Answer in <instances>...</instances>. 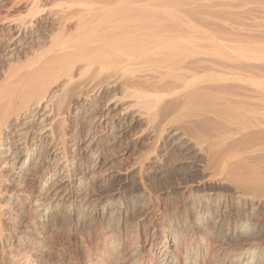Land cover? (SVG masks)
Masks as SVG:
<instances>
[{
  "label": "bare ground",
  "instance_id": "1",
  "mask_svg": "<svg viewBox=\"0 0 264 264\" xmlns=\"http://www.w3.org/2000/svg\"><path fill=\"white\" fill-rule=\"evenodd\" d=\"M210 1L31 0L26 18L0 15L16 55L51 23L40 16L57 29L40 25V49L0 68V264H264V24L223 22L236 7ZM70 115L85 136L64 130ZM117 146L134 150L122 170ZM169 176L161 197L145 185Z\"/></svg>",
  "mask_w": 264,
  "mask_h": 264
},
{
  "label": "rangeland",
  "instance_id": "2",
  "mask_svg": "<svg viewBox=\"0 0 264 264\" xmlns=\"http://www.w3.org/2000/svg\"><path fill=\"white\" fill-rule=\"evenodd\" d=\"M194 1H196L197 3H202V4H205L206 2V4H209L208 3V1H210V0H194ZM221 0H212V1H210V2H212V5H216V3H218L217 5L218 6H220V2ZM223 1V0H222ZM229 1L230 0H225V1H223L221 4L223 5V6H225V5H227L226 3H229ZM240 1V2H239ZM243 1H244V3H243ZM247 2H245V0H231L230 2L231 3H229V5L228 6H230L231 5V7H239V6H242L241 7V9L242 8H244V9H246V10H243L242 12L240 11L239 12V9H238V12L237 13H235L236 12V10H234V9H236V8H232L229 12H227L226 13V15L228 14H231L229 17L227 16L226 17V15L225 14H219L218 15V18L217 19H223V22H224V19H226L227 20V18H231V16H232V18H238L239 20H240V18L241 17H243V18H246V21L248 20V19H250L251 18V15H253L254 17H252L251 19L252 20H254V18H256L257 19V16H259L260 15V17L261 18H259L260 19V22L258 23L257 21L259 20H255V21H249V22H251L252 24H250L249 23V25H248V22H246L244 19H242L244 22H242V20H240L239 22H241V23H245V25H247L248 27H250V29L249 28H246L247 29V31H249V32H251V30L252 31H254L253 33H255L256 32V29H258V31L259 32H263L264 31V25H263V27H261V28H263V31H261V29H259L258 27H260V25L261 24H264L263 23V21H264V16H263V10H264V6L261 4V5H259L260 6V8L261 7H263V9H259V7H258V5L256 6V4H258V2H259V0H246ZM263 2H264V0H262ZM31 2V0H0V15L1 16H3V17H7L8 19H9V21H13V20H15V19H19V18H24L25 16L27 17V15H28V13H29V9H30V3ZM39 7L41 8V9H44L45 11H49V10H54L53 8H54V2H57V0H39ZM204 2V3H203ZM216 2V3H215ZM225 2V3H224ZM233 2H238L237 4H235V3H233ZM252 3L251 4V6L252 5H255V6H252V8H251V6H249V8H246L245 6H247L245 3H247V4H249V3ZM257 2V3H256ZM262 2V3H263ZM260 3H261V0H260ZM259 3V4H260ZM232 4H234V5H232ZM241 4V5H240ZM244 4H245V6H244ZM264 4V3H263ZM53 5V6H52ZM4 6V7H3ZM46 8H45V7ZM247 6V7H248ZM230 7V8H231ZM255 7V8H254ZM47 9V10H46ZM240 9V10H241ZM251 9H254V10H251ZM257 9H259V10H262V11H257ZM232 10H234V11H232ZM250 10V11H249ZM232 11V12H231ZM252 11V13L253 12H255V13H253V14H251L250 12ZM234 12V13H233ZM246 12H247V14H246ZM259 12V13H258ZM232 14H235V15H232ZM239 14V15H238ZM243 14V15H242ZM245 14L247 15V16H250V17H247V16H245ZM250 14V15H249ZM255 14V15H254ZM259 14V15H258ZM46 15V16H45ZM204 14L203 13H201V16L203 17V18H205V19H211V18H213V17H215V15L214 16H209L210 18H208L207 16V13H205V15H207V16H203ZM237 15V16H236ZM240 15H242V16H240ZM221 16V17H220ZM222 16H225V18H223ZM233 16H236V17H233ZM245 16V17H244ZM25 17V18H26ZM42 17V19L44 18V19H48V20H50V22L51 23H49V24H47L46 26H48V27H46V26H42V24L40 23L38 26H36V27H34L33 29H29V31H28V34H27V37H29V38H27L28 39V41H29V43H28V45H27V48L26 49H23V51H21V53L19 52V53H17L18 55H16V54H13L12 52H10V50H3V48H2V46L0 45V48L2 49H0V59H2V60H0V68H1V66L3 67V69L5 68V69H7V67H8V65L9 64H11V63H15L16 62V59L17 60H19V58L20 59H26V58H28V56L30 57V56H32L35 52H37L39 49H40V47H41V40H40V36L38 35V34H36L37 33V31L38 30H40L41 28H38L40 25V27H42V29H44L43 27H46L47 28V30L48 31H50V33H55V31L57 30L55 27V24L53 23L52 24V20H51V16L47 13V14H44V15H42V16H40V18ZM47 17V18H46ZM50 18V19H49ZM43 19V20H44ZM215 19H216V17H215ZM250 19V20H251ZM261 19H263L262 21H261ZM214 22V23H218V20L215 22L214 20H211V22ZM221 21V20H220ZM219 21V22H220ZM238 22V23H239ZM241 23H239V24H237V25H244V24H241ZM256 23H258V24H256ZM10 23H8L7 25L8 26H10L9 25ZM6 24H3V27H1V28H3V29H9L8 28V26H7ZM250 25H252V26H250ZM255 25V26H254ZM53 26H55V27H53ZM239 28H242V27H240V26H238ZM244 27V26H243ZM251 27H252V29H251ZM254 27V28H253ZM257 27V28H256ZM244 28V29H245ZM11 29V28H10ZM243 29V28H242ZM245 29V30H246ZM254 29V30H253ZM36 31V32H34V31ZM33 31V32H32ZM57 32V31H56ZM31 33V34H30ZM32 33H34V34H32ZM52 33V34H53ZM10 35H12L11 33H10ZM33 37V38H32ZM32 38V39H31ZM31 39V40H30ZM33 42V43H32ZM35 51V52H34ZM12 53V54H11ZM25 55V56H24ZM18 56V57H17ZM21 56V57H20ZM6 57V58H5ZM12 57V58H11ZM25 57V58H24ZM9 61V62H8ZM15 61V62H14ZM2 69V68H1ZM115 89V90H114ZM112 88V89H110L109 90V93H108V95L109 96H111V97H113V95H115L116 93L118 94V90H117V88ZM112 91V92H111ZM116 94V95H117ZM49 99H51L50 97L48 98V100ZM71 116L72 115H70V118H69V116H65L64 118H63V124H65V126L63 127L64 128V130H67V132L69 133V134H72L75 130H77V131H75V133L76 132H80V131H84L82 134H83V136H85L86 134H87V132H88V124H86V125H84L83 127H84V129H80V128H78L80 125H82V124H80L81 122L80 121H82V120H80V119H78V120H75L74 118H73V116H72V118H71ZM67 117V120L65 119ZM71 119H74V120H71ZM87 119L88 118H86V121H87ZM64 120H66L65 122H64ZM70 122H69V121ZM80 120V121H79ZM75 121V122H74ZM89 121V120H88ZM73 123V124H72ZM72 124V125H71ZM74 125V126H73ZM68 127V129H66ZM75 127V128H74ZM70 128V129H69ZM79 129V130H78ZM71 130V131H70ZM86 131V132H85ZM135 132V133H134ZM136 133H138V130H135V131H133V132H131V133H129L126 137L127 138H125V139H123V141H122V144L125 146H129V144H131V141H132V139L134 138V136L136 135ZM127 139H129V140H127ZM147 141V139L145 138L143 141ZM126 141V144L124 143ZM145 141V142H146ZM130 142V143H129ZM147 143V142H146ZM122 145V146H123ZM122 146H117L114 150H113V153H114V156H113V159H114V161H115V163H116V165H117V167H118V169H125L128 165H130V163H132V161H133V153L132 152H134V150L132 149L130 152H129V155H127L125 158H124V160H122V154H123V151H121L122 149H121V147ZM129 148V147H128ZM94 149H96V147H94ZM120 149V150H119ZM118 150V151H117ZM121 151V152H120ZM117 152H120V154L119 153H117ZM130 153H132V155L130 154ZM116 155V156H115ZM130 156V157H129ZM117 160V161H116ZM120 161V162H119ZM127 164V165H126ZM125 167V168H124ZM172 177V176H171ZM170 176L168 177V178H163L162 179V181L161 180H159V181H154L153 182V184L152 183H148V182H146L145 183V185L147 186V187H149L150 189H151V191L155 194V195H157V196H160L161 197V195H163V193L164 192H166V191H168L170 188H171V186L173 185V180H174V178H171ZM142 179H144V181H146L145 179H146V177H145V175L144 176H142ZM169 181H168V180ZM171 179V180H170ZM165 180H166V182L167 183H165ZM109 182V181H108ZM107 182V180L106 181H104V182H102V184H100L99 186H97V187H95L94 188V190H92L94 193H96V194H94V196H98V195H100V194H102V193H104V192H106V191H110L111 189L112 190H114L115 188H114V186L112 185V183L111 182H109L108 183ZM163 182V183H162ZM171 183V184H169V183ZM165 183V184H164ZM160 184V185H159ZM152 186V187H151ZM107 187V188H106ZM114 189H113V188ZM165 187H166V189H165ZM168 187H169V189H168ZM11 188V187H10ZM96 188H97V190H96ZM157 188H158V190H157ZM12 190L13 189H15V185H13L12 186V188H11ZM101 189V190H100ZM153 189V190H152ZM155 189V190H154ZM159 190H160V192H159ZM164 190V191H163ZM96 191V192H95ZM101 191V192H100ZM157 192V193H155V192ZM66 242V243H65ZM62 244H67V241L66 240H63L62 242H61Z\"/></svg>",
  "mask_w": 264,
  "mask_h": 264
}]
</instances>
